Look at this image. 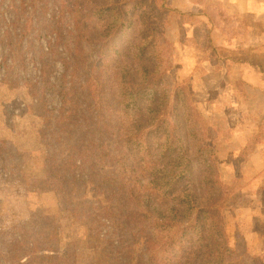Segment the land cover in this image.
Masks as SVG:
<instances>
[{
  "label": "trees",
  "instance_id": "obj_1",
  "mask_svg": "<svg viewBox=\"0 0 264 264\" xmlns=\"http://www.w3.org/2000/svg\"><path fill=\"white\" fill-rule=\"evenodd\" d=\"M188 1L0 0V178L61 194L95 264H264L224 224L251 145L218 159L227 131L176 69L183 47L212 62L202 16L226 14Z\"/></svg>",
  "mask_w": 264,
  "mask_h": 264
},
{
  "label": "crops",
  "instance_id": "obj_2",
  "mask_svg": "<svg viewBox=\"0 0 264 264\" xmlns=\"http://www.w3.org/2000/svg\"><path fill=\"white\" fill-rule=\"evenodd\" d=\"M213 1L226 16L219 15L218 24L209 22L204 15L202 19L208 22L211 46L217 53L212 62H199L197 50L187 48L186 55L192 54L196 60L194 67L191 64L190 76L192 83L194 77L198 79L197 86L205 90L206 98L215 94L222 100L223 115L240 117L242 142L238 148L250 143L252 150L243 170L245 185L240 198L230 209L232 213L228 212L232 219L227 230L242 234L252 257L264 259V0ZM197 63L201 68H195ZM241 117L252 119L248 122ZM31 198L21 203L13 200L9 210H4L6 200L0 197V264H33L34 255L45 260L64 249L56 236L55 242L49 239L40 244L33 242L29 229L34 223ZM73 237L62 236L61 243L73 241Z\"/></svg>",
  "mask_w": 264,
  "mask_h": 264
},
{
  "label": "rangeland",
  "instance_id": "obj_3",
  "mask_svg": "<svg viewBox=\"0 0 264 264\" xmlns=\"http://www.w3.org/2000/svg\"><path fill=\"white\" fill-rule=\"evenodd\" d=\"M169 2L170 5L173 7V9L179 12L192 13L193 11L192 6L187 5L185 0H169ZM187 48L183 47L179 49L178 58L176 59V69L181 77L192 78V76H190L191 69H193L191 67V64L193 63V67H194V61L196 62V60L194 59L192 54H190V56L189 54L186 55ZM197 64L195 68L196 69L201 68L199 63ZM59 73H60V66L57 64L55 67V75H58ZM193 83H194L193 87L196 98L198 99L201 106L205 110V115L211 118L213 124L215 125L217 124L223 129V131H227L225 134V138L221 137L227 141L225 142V140L219 138L216 140L217 143H215L216 146L214 147V150H217L216 156L218 157V159L225 160L227 153L235 152L240 149L238 148L239 143L242 142L241 133L239 132L241 131V129L238 123V119L240 117L234 115L230 116L227 114L223 115L222 114L223 105H221L223 103L222 100L220 99L218 100L215 97V94H210V93H209L210 95H208V98H206L204 96L205 90L203 91L202 88L197 86L199 85V81L196 77H194ZM53 104L56 106L57 101H54ZM241 119H244L245 121L249 122V120L252 118L241 117ZM251 135H253V133H251ZM224 142L225 144H223ZM227 164L229 165L228 162ZM227 164L224 163V165ZM81 165L83 168H85L87 165V161H83ZM241 190L231 200V204L224 212V224L226 229H227L228 221L232 219L231 213L233 209L231 211L230 209L238 202V199L240 198L239 193L241 192ZM35 196L29 195V193L25 190L24 186L19 180L7 179L5 181L2 178H0V197L3 200H6L4 203L5 206L4 210H6L8 206L10 207L13 205L12 204L13 200L14 202L18 201V203H21L24 202L25 198L32 197L30 203L32 205L31 209H33L32 220L34 221V223L31 224L29 229L31 230L34 243L40 244L39 242L42 243L46 239L55 242V236H56L58 239V243L60 244V247L63 246L64 249L66 248L70 254L69 258H65V260H63L64 264H95L98 255V249L95 246V242H93L92 240H87V242H85L86 248L81 250L75 248L72 241L67 240V243H65L64 240V242H62L63 244L61 243L62 236L73 237L75 235H78L81 229H83V227L85 226L81 220L68 213L67 206L62 195L57 192H52L42 196H37V197ZM37 209L38 210L40 209V211L43 212H38ZM229 211L231 212L230 214L228 213ZM227 231L229 232V230ZM51 252L54 251L51 250Z\"/></svg>",
  "mask_w": 264,
  "mask_h": 264
}]
</instances>
